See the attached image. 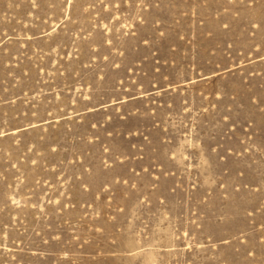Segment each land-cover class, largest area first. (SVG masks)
<instances>
[{"label":"rangeland","instance_id":"rangeland-1","mask_svg":"<svg viewBox=\"0 0 264 264\" xmlns=\"http://www.w3.org/2000/svg\"><path fill=\"white\" fill-rule=\"evenodd\" d=\"M0 264H264V0H0Z\"/></svg>","mask_w":264,"mask_h":264}]
</instances>
